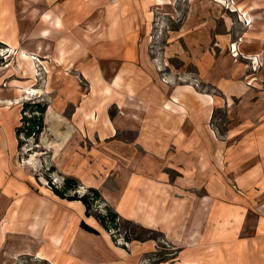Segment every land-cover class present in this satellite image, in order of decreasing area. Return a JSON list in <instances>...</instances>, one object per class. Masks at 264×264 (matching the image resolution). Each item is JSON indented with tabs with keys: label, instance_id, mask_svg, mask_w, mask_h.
<instances>
[{
	"label": "rangeland",
	"instance_id": "374dc122",
	"mask_svg": "<svg viewBox=\"0 0 264 264\" xmlns=\"http://www.w3.org/2000/svg\"><path fill=\"white\" fill-rule=\"evenodd\" d=\"M242 1L257 8L255 14V9L249 14L250 20L237 10L238 0H118V9L105 0L99 10L108 12L114 8L116 24H122L114 46L110 36L114 34L111 27L115 22L110 12L81 23L83 15L95 12L97 0H59L50 8L46 0H0V35L8 38L13 30L21 35L15 46L0 40V121L11 129L18 124L14 128L16 147L11 145L8 158L1 160L8 172L0 173V178H8L16 185L10 197L0 196V264H264V191L256 185L255 196L244 198L241 183H226L222 153L216 168L219 183L211 190L212 184L205 182L200 198L186 200V210L178 206L176 198L172 199L169 218L158 215L166 217L165 229L161 223L148 228L120 215L104 196L102 187L113 189L120 182L121 168L111 152L121 141L130 143L129 139L135 136L101 133L105 123L100 121L96 106L101 96L108 99L107 91L95 89L89 79L82 81L86 76L83 72L87 71L97 82L98 65L82 63L80 58L61 62L53 41L41 35L46 30L43 25L54 14L53 8L62 5L65 13L64 3L71 2V11L63 23L80 27V34L65 39L89 52L96 51L91 56L94 62L98 61L99 52L103 53L104 75L108 76L107 66L113 63L121 77L123 72L130 74L136 68L139 77L149 79L152 71L159 70L164 82L170 78L178 83L182 70L197 79L196 64L204 51H213L224 41L228 54H239L237 43L250 29L264 36V21L255 19L264 15V0ZM12 37L14 41L18 38L14 34ZM21 48L30 52L31 63L38 71L36 77L28 72L31 64L19 59ZM235 60L244 63L245 57L239 55ZM27 89L33 93H24ZM201 89L220 95L205 85ZM121 90V85L113 90L116 101H121ZM30 101L47 105L46 128L39 143L35 138L22 136L20 147L17 131L22 106ZM116 101L105 100L102 104L114 126L121 116ZM84 104L88 105L85 111L95 110L93 115L81 109ZM212 126L225 137L227 128H234L235 134L241 132L243 120L237 116L227 118L225 111L218 109ZM239 137L234 144L233 165L240 163L239 158L246 153ZM162 170L172 181L171 186L177 187L179 168L166 161ZM254 171L257 178L261 174L264 177V167L256 163ZM234 174L236 178L243 177V169L235 166ZM69 177L80 182L77 191L69 192L70 195L83 196L90 188L100 191L104 201L94 203L91 216L86 215V207L80 201L62 199L54 193L53 187L62 189ZM216 190L222 197H215V192L211 195ZM115 195L118 198L121 192ZM194 202L197 205L191 208ZM105 205L119 214L118 229L108 232L98 222L97 216L105 214ZM83 223L99 230L100 235L85 231ZM49 236L58 239V244ZM43 251L55 262H50L49 257L48 261L37 259L45 257Z\"/></svg>",
	"mask_w": 264,
	"mask_h": 264
},
{
	"label": "crops",
	"instance_id": "0c3cea01",
	"mask_svg": "<svg viewBox=\"0 0 264 264\" xmlns=\"http://www.w3.org/2000/svg\"><path fill=\"white\" fill-rule=\"evenodd\" d=\"M237 3V7L250 9L249 14L257 10L242 0ZM255 19L264 21V15ZM239 44L240 53L236 56L226 52L224 41L213 51H204L196 64L197 79L188 77L183 70L178 83L171 82L170 78L164 82L158 75L159 70L152 71L149 79L139 77L136 68L130 74L123 72L121 116L116 120L114 132L108 130L107 134L135 137L129 139L130 143L121 141L115 153L111 152L121 168L120 182L113 189L102 187L104 196L120 215L148 228L161 223L165 229L164 216L169 218L172 199L176 198L178 206L184 209L186 200L200 198L205 182L212 184L211 190L219 183L216 168L223 155L226 183H241L244 198L255 196L256 185L264 191L263 175L257 178L254 174L256 163L264 167V36L250 29ZM239 55L245 57L244 63L235 60ZM256 67L258 71L252 70ZM202 85L220 95L203 91ZM218 109H223L227 118L242 119L241 132L235 134L234 128H227L225 137L220 135L212 126ZM14 128L6 122L4 127L0 121V173L8 172L1 166V160L8 158V148L17 144ZM237 137L242 140V150L246 153L239 158L240 163L233 165ZM166 161L179 168L177 187L171 186L172 181L163 173ZM235 166L243 169V177L236 178ZM14 185L8 178H0V196L10 197ZM118 191L121 196L117 198ZM214 192L215 197H222L218 190L211 191V195ZM195 204L191 203V208Z\"/></svg>",
	"mask_w": 264,
	"mask_h": 264
},
{
	"label": "bare ground",
	"instance_id": "6f19581e",
	"mask_svg": "<svg viewBox=\"0 0 264 264\" xmlns=\"http://www.w3.org/2000/svg\"><path fill=\"white\" fill-rule=\"evenodd\" d=\"M57 1H59V0H46V6L50 8ZM87 1H90V0H87ZM104 2H105V0H97L95 5L93 6L95 8V12L91 16L83 15L81 23L82 24H86L90 20H92V18L93 19L99 18L103 14H106V13L110 12L111 15H112L111 16L112 20L115 22L113 27H111L112 31L114 32V34L110 36V40H111V44L116 46V42H117V39H118V32L120 31L121 25H122L120 22L116 24V22L118 20L117 12L116 13L114 12V8L118 9V7H119L118 0H106V2H109L110 4H115L113 6L114 8H111L108 12L105 11V10H103V11L99 10L101 4H103ZM128 2H129V0H126V3H128ZM132 5H131V10L133 11ZM63 6H64L65 11H66L65 13L62 12L63 11V9L61 8L62 5L58 6V7L55 6V8H53L54 14L52 15V18L50 19L49 23L43 25V26H45L46 30L42 31L41 35H42L43 38H46L48 40L53 41V49H56L58 51V54L60 55L59 59L61 60V62L69 60L68 58H70V59H72V58L73 59H79L80 58V61L82 63H89V64L91 63L94 66L98 65V68H99V69H97V72H98L97 73V76H98L97 79H98V81L97 82H93L94 80L91 79V77L89 76V73L87 71H84V70H83L84 72L83 71L82 72L86 76L84 77V79L82 81L84 82V81L89 79L92 82L93 87L95 89H98V90H101V91H107L108 99L106 97H102L101 96V98H98V105L96 107L99 110L100 121H104V123H105V126L101 127V133L102 134H104V133L107 134L108 130H112V132H114V127L115 126H114V124L112 123L111 120L107 119V116L105 115L106 106L105 105L103 106L102 104H103V101H105V100L106 101L107 100H110V101L111 100H115L116 101L115 94H114L113 90L117 89L121 85L122 77H121V75H119L117 73L116 69L114 68L113 63L110 64V67L107 66V69H108L107 72H109V73H107L108 76L103 74L102 70H103V68H106L105 60H104L105 58L103 57V53L99 52L100 53L99 57H97L98 61L94 62V61L91 60V56L96 55V51H90L89 52L88 50H84V48L82 46L78 47L77 45H74L73 41H68V40L65 39L66 36H68V37H71L73 35L78 36L80 34V32L78 30L80 27H77V26L67 27L66 25H64L63 22L65 21V19L68 18V14L70 13L69 11H71V9H70L71 2L68 3V5L64 3ZM65 6H67V7H65ZM237 10L240 11L242 14H245V16L250 20V17H249V10L250 9H246L242 5H238V9ZM51 23L54 26H52ZM97 23L98 22L95 21V24H97ZM39 31H41V29ZM37 32H38V30H37ZM85 33L88 34V32H86V31H85ZM12 34H14L15 36H18V38H16L17 39L16 41H14V39L12 37ZM12 34L10 35V37L5 38V39H3L2 36L0 35V40L10 44L11 46H15L16 42L21 41L19 39V37L21 35H18L17 31H15V30L12 31ZM126 36L128 38L131 37V33H127ZM54 45H55V48H54ZM234 48H237V45H235ZM235 51H237V49ZM29 54H30V52L26 48H21L19 50V52H18L19 59L22 62L31 64V70L32 71L28 70V72L30 71L32 73H29V74H31V76H35L36 77L38 71L36 69L35 63L34 62L31 63L32 57ZM71 67H73V66H71ZM99 72H101V73H99ZM107 82H108V84H106ZM24 93L32 94L33 92L30 91V89H27V90H24ZM101 94L104 96V94L102 92H101ZM116 102H118V104H117L118 107L122 108V105H120L119 101L117 100ZM87 108H88L87 104H84L83 107H81V109H83V111L87 115H93L95 110L93 109L92 111H85V110H87ZM94 118L96 119V116ZM70 235H71V237L74 236L71 233H70ZM49 238H52L54 240V242H56L55 243L56 245L58 244V239L53 238L52 236L51 237L49 236ZM77 239H78V237H77ZM49 248H51V250H53V247H52L51 244L49 245ZM43 252L45 254H42V255H45V257L37 256V259H39L41 261H48L49 253H46L45 251H43ZM49 260H51L50 262H55L54 261L55 259H53V257H49Z\"/></svg>",
	"mask_w": 264,
	"mask_h": 264
},
{
	"label": "trees",
	"instance_id": "16d2710c",
	"mask_svg": "<svg viewBox=\"0 0 264 264\" xmlns=\"http://www.w3.org/2000/svg\"><path fill=\"white\" fill-rule=\"evenodd\" d=\"M47 112V105L40 101H30L25 102L22 106V117L20 120V126L18 128L17 134L19 136V146L22 147L23 140L22 136L25 138H35V141L39 143L40 137L45 131L46 123L45 116ZM79 181L74 177H69L65 180L62 189L53 187L54 193L62 198L69 201H80L86 207V215L91 216V210L93 205L98 202H103L104 199L99 190L90 188L86 194L79 196V194L74 193L73 195L68 194L71 191H77L79 187ZM105 214H99L97 220L100 225L108 232L112 229H118V219H120L119 214L110 206L105 205ZM82 228L95 235H100V231L94 227L82 224Z\"/></svg>",
	"mask_w": 264,
	"mask_h": 264
},
{
	"label": "built area",
	"instance_id": "2783aa9c",
	"mask_svg": "<svg viewBox=\"0 0 264 264\" xmlns=\"http://www.w3.org/2000/svg\"><path fill=\"white\" fill-rule=\"evenodd\" d=\"M233 55L236 56V55H238V54H237V52H236V54L233 52Z\"/></svg>",
	"mask_w": 264,
	"mask_h": 264
}]
</instances>
